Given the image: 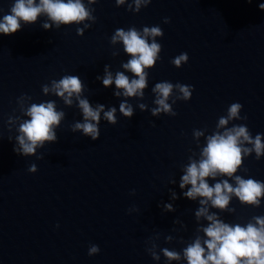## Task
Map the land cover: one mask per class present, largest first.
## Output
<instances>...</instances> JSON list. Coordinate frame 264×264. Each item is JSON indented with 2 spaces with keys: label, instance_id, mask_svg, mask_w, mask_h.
I'll return each mask as SVG.
<instances>
[{
  "label": "water",
  "instance_id": "1",
  "mask_svg": "<svg viewBox=\"0 0 264 264\" xmlns=\"http://www.w3.org/2000/svg\"><path fill=\"white\" fill-rule=\"evenodd\" d=\"M14 3L0 0V21ZM81 3L89 12L83 21L57 26L42 11L34 22L20 20L15 33H0V264H187L184 248L197 237L205 246L207 239L202 228L210 222L196 219L198 208L230 225H255L253 217H264V193L258 206L229 194L221 210L210 200L200 205L203 197L180 196L190 185L180 189L179 183L187 165L203 159L209 136L239 126L250 139L239 138L237 171L205 179L209 186L227 180L234 188L236 176L264 183V148L259 156L254 148L257 135L264 145V10L258 7L264 0H141L139 10L135 0ZM145 27H159L163 35L145 36ZM117 28L135 29L149 44L161 45L154 66L144 69L143 95L124 96L114 83L102 85L106 65L113 79L117 72L139 78L122 67L132 57L122 40L112 42ZM182 53L188 61L177 67L172 61ZM65 75L79 76V96L93 109L104 105L95 141L82 129L71 130L84 122L77 94L66 104L51 90ZM162 82L173 84L165 100L170 110L154 115L160 106L153 89ZM177 84L193 86L189 100L180 98ZM47 102L64 113L52 126L57 140L19 155L13 147L19 149L27 109ZM121 103L132 108L131 118ZM233 103L242 107L228 119ZM110 108L116 109L115 124L103 115ZM221 118L227 123L218 127ZM32 165L37 171H29ZM170 189L178 199H171ZM169 203L174 211L163 210ZM94 245L100 250L89 255ZM164 249L180 259H168Z\"/></svg>",
  "mask_w": 264,
  "mask_h": 264
},
{
  "label": "clouds",
  "instance_id": "2",
  "mask_svg": "<svg viewBox=\"0 0 264 264\" xmlns=\"http://www.w3.org/2000/svg\"><path fill=\"white\" fill-rule=\"evenodd\" d=\"M147 2V0H145ZM117 4H123L124 0H116ZM136 9L139 10L141 0H135ZM259 9L264 10V3L258 5ZM46 12L48 16L57 23L68 24L70 22L83 21L86 17H89V12L86 11L81 0H40L39 5L34 4V0H15V3L11 6L10 14L3 16L0 21V33L3 35H11L20 29V20L25 22H34L37 15L40 12ZM166 22L169 19L166 17ZM49 28L48 24L43 26ZM87 27V25H86ZM79 32V30H78ZM144 35L149 34L163 35L162 30L159 27L143 29ZM122 40L124 50L131 55V59L122 67L130 70L138 79H131L124 75L122 72H117L115 79L111 72L107 71V65L105 66V74L102 78V85L107 88L108 86L115 84L117 89H124V96L143 95L138 90L145 88L146 75L144 71L145 67L154 66L157 59V54L161 50V45L157 42L149 44L144 38L135 30L129 29L124 31L122 28H117L115 35L112 36V42L116 40ZM188 61L187 53H182L177 56L172 63L177 67L181 66V62ZM97 79H101L97 77ZM82 81L77 75H65L59 81L53 80L51 90L56 95L64 98L66 104H71L69 99L73 93L77 94L79 100V107L82 109L84 122L76 123L71 127L72 131L82 129L83 133L89 135L93 141L99 137L98 122L100 120V113L104 109L103 104H98L93 109L87 99L80 98L79 94L82 91ZM176 87L182 93V99L189 100L192 95V85L177 84ZM173 89V84L168 82L156 83L154 92L159 93V98L156 103L159 108L153 109V114L160 112L161 110L167 112L170 110L169 104L165 102L170 92ZM43 91L47 93L49 88L47 85L43 86ZM67 93V96H65ZM116 96H120L121 93L116 91L113 93ZM141 108L144 105H140ZM242 107L240 103H233L228 110V119L236 117L239 109ZM120 111L124 116L131 118L133 115L132 108L129 106L125 108V104H120ZM115 108H110L104 112V117L112 124L116 123L114 113ZM26 115L30 119L25 120L19 126V132L21 133L16 137L19 143V149L15 146L13 151L17 152L21 156H27L34 154L36 147L43 146L45 141H56L57 136L53 130V125H59L63 112H58L54 108V102L47 103H33L26 111ZM176 115L175 112L172 113ZM96 121L97 123L89 122ZM247 118V117H245ZM227 119L221 118L219 120V126L225 125ZM197 136L201 135L200 132L196 133ZM243 137L244 140H249L250 137L244 126L233 127L230 130H225L223 134H214L207 138V146L202 150V157L198 163L193 161L186 167L185 173L180 177L179 187L184 189L186 185H190L186 191H182L180 196L189 200H195L197 196L205 199L199 200L200 205H206L208 201H211L213 207L225 210L230 201V195L234 194L239 198L242 203H248L258 206L261 197L264 193V183L253 179H242L240 176H236L235 180L237 186L232 187L227 180L222 182H216L214 186H209L205 178L215 177L217 173L226 174L232 176L237 171V166L241 164V147L238 144L239 138ZM254 148L257 156L260 155L261 149L264 145L261 144L260 136L257 135L254 141ZM245 153L250 150L245 148ZM29 171L35 172L37 168L32 165ZM171 192V199H178V195L175 191ZM163 210L174 211V207L171 203L164 204ZM232 209H228L231 211ZM203 216L208 225L202 228L204 235L207 237L203 241L202 246L201 238L197 237L191 244H189L183 250V255L187 260V264H264V217H253L256 224L248 223L246 226L240 224L230 225L218 219L217 213L208 214L207 207H200L195 211V217L197 220ZM178 223V220L173 221ZM207 249V252H206ZM99 247L94 245L89 249V255L92 253H98ZM164 255L170 260H179L180 254L175 251L163 250ZM153 257L158 259L153 253Z\"/></svg>",
  "mask_w": 264,
  "mask_h": 264
}]
</instances>
